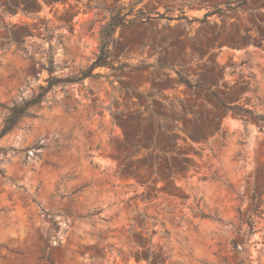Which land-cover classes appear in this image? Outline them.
I'll return each instance as SVG.
<instances>
[{"label":"rangeland","instance_id":"obj_1","mask_svg":"<svg viewBox=\"0 0 264 264\" xmlns=\"http://www.w3.org/2000/svg\"><path fill=\"white\" fill-rule=\"evenodd\" d=\"M119 12L0 137V264H264V123L229 108L264 113V0H0V129Z\"/></svg>","mask_w":264,"mask_h":264},{"label":"trees","instance_id":"obj_2","mask_svg":"<svg viewBox=\"0 0 264 264\" xmlns=\"http://www.w3.org/2000/svg\"><path fill=\"white\" fill-rule=\"evenodd\" d=\"M128 14H129L128 12L112 13L109 19L100 27L98 51L97 54L95 55V59L92 61V63L87 69L79 72L77 75L60 78L51 75L52 63H50V66L48 68L49 77L46 79L47 84L45 86H42L38 94H36L35 96L31 97L28 100H24L18 104L13 105L9 109L8 115L3 121L2 128L0 129V137L4 135L7 131L11 130L20 118L24 116H33L34 112L31 110V108L39 107L42 101L44 100L46 93L50 91L54 86L60 85L64 87L65 85L72 83L74 81H80L85 77L93 76L92 70L98 66H109L111 64L109 61L111 46L114 44L115 41V37H114L115 30L119 26L130 23L133 20L127 17ZM229 108L231 110H234L237 114L248 115L254 118L255 120H257L258 122L264 123V113L257 114L254 113L251 109L244 108L238 105H229ZM262 194H264V189H261L258 193H254L252 195L253 200L257 196H261ZM258 207L259 206L255 205V203L251 204L252 214L260 215L262 213V211L258 210ZM246 222L249 231H252L253 222L251 221L250 216L247 217ZM154 255L155 254L153 252H149L147 259L150 260V258L153 257ZM44 257L49 263H52V259L50 255L44 254L41 256V258Z\"/></svg>","mask_w":264,"mask_h":264}]
</instances>
